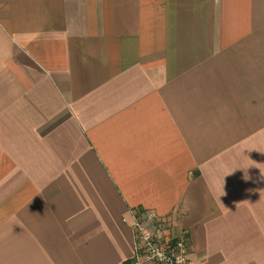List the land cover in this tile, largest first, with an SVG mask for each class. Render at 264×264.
I'll list each match as a JSON object with an SVG mask.
<instances>
[{"label":"crops","instance_id":"0c3cea01","mask_svg":"<svg viewBox=\"0 0 264 264\" xmlns=\"http://www.w3.org/2000/svg\"><path fill=\"white\" fill-rule=\"evenodd\" d=\"M146 209L264 264V0H0V264H131Z\"/></svg>","mask_w":264,"mask_h":264},{"label":"built area","instance_id":"2783aa9c","mask_svg":"<svg viewBox=\"0 0 264 264\" xmlns=\"http://www.w3.org/2000/svg\"><path fill=\"white\" fill-rule=\"evenodd\" d=\"M135 255L131 264H188V242L172 237L153 210H142L131 225Z\"/></svg>","mask_w":264,"mask_h":264}]
</instances>
